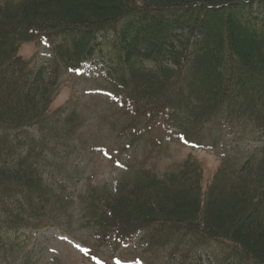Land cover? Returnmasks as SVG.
<instances>
[{"label": "trees", "instance_id": "1", "mask_svg": "<svg viewBox=\"0 0 264 264\" xmlns=\"http://www.w3.org/2000/svg\"><path fill=\"white\" fill-rule=\"evenodd\" d=\"M221 4L228 9L237 7L238 18L230 21L226 14L215 26L218 18L206 17L215 15ZM131 18L135 22L128 21ZM220 28H226L224 37L214 30ZM40 33L52 39L56 62L65 64V70L89 61L102 45L110 47L108 59L103 60L109 66L106 76L115 93L122 94L117 107L125 119L119 136L135 137L136 121L144 118L148 125L155 116L165 114L179 120L186 131L209 120L230 118L253 124L264 135V0L0 1V228L3 224L7 230L45 225L53 210L57 211V202L61 200L64 206L74 200L70 193L56 195L49 189L33 169L38 153L8 135L18 124L27 125L39 117L48 106H42L44 100L50 101V87L44 84L42 71H37L34 83L29 82L24 73L27 63L16 62V47L7 42L18 34L29 40ZM231 61L241 67L231 68ZM254 75L259 77L260 88L250 91L243 77L249 80ZM261 152L230 175L217 173L206 194L196 173L184 175L182 169L154 178L138 169L143 173L137 184L124 192L123 199L117 200V195L110 201L102 220L95 202L99 194L91 186L80 203L87 216L85 219L81 210L80 220L88 222L90 236L97 239L115 232L129 235L130 225L124 227L118 220L133 217L134 225H150L144 226L149 233L145 243L155 248L165 244L168 228L174 237L183 230L180 223H201L207 235L237 246L242 258L235 264H262L264 194L259 189L264 188V150ZM253 178L257 180L254 192L249 185ZM223 182L231 187L218 186ZM185 238L182 233L179 241L171 243Z\"/></svg>", "mask_w": 264, "mask_h": 264}, {"label": "rangeland", "instance_id": "2", "mask_svg": "<svg viewBox=\"0 0 264 264\" xmlns=\"http://www.w3.org/2000/svg\"><path fill=\"white\" fill-rule=\"evenodd\" d=\"M127 1L134 3V0ZM257 8L258 7H255V9ZM236 9L238 8L232 7L228 9L227 6L221 4L219 11L215 15L210 13L209 16L206 17V20L210 16L217 17L218 20L214 22V25L217 26L216 24L218 21L223 22L225 20L224 18H226L225 15L228 14L230 21H236L239 11H236ZM175 18L176 17H173V19ZM128 21L135 22V19L131 18L128 19ZM214 30L216 33L223 35V37L224 33L226 34V28ZM231 31H233V29H231ZM7 42L16 47L18 55H16V62L18 64L27 63V68L24 70L26 75L25 77H31L34 72L37 71L39 66H49L53 61V56L50 53V46L41 45L36 39L28 40L25 38L23 40L22 36L18 34L10 38ZM104 46L105 44L103 47ZM104 50L105 51L98 52L94 65L86 70L85 75L78 76L76 74H68L66 72L60 73L58 87L54 90L53 101L51 104L54 112L61 107L63 108V111L59 116L61 120H65L67 115L70 113H76L79 116L77 118L78 126L76 128V137L79 140L84 141L82 151L77 154L76 151L69 146L71 143L67 140L58 143L55 146V150H63L65 153H69L67 158L69 171L70 169H73L74 164L79 163L78 169H73V179L68 182L73 188V196L78 197L80 192L86 188L88 181L101 186L105 185L112 187L118 180L121 178L123 179L125 177L123 171L112 170L114 168L112 160L113 158L118 157L122 158L123 161L127 163L129 161V155L132 157V161L130 160V163H134L127 177V183L130 185L134 183L137 168H139L140 165L147 159V164L152 166L159 174L169 170L177 171L183 169L185 165L188 166L187 170L189 173L193 174L196 173L195 169L199 170V167H201L204 172V183L202 184L203 192L206 194L208 192L207 183L212 179L213 174L216 173L218 168L223 163V160L217 155L216 150L195 148L194 146L180 143L175 139L176 136L174 137L173 133L170 136L171 138L163 135L162 142L156 146H154L149 137L146 138L144 136L140 141L139 139H137L138 141L134 140L133 146L129 147L127 150L126 142H128V139L117 137L116 130L119 129L120 122L122 120L120 112L116 110L114 105L104 97V94H102L103 91L86 92L87 89H106L105 87L108 86L107 81L102 76L96 75V72L100 73V71L106 70V63L103 60L105 58L104 54H107L106 51H110L111 49L110 47H104ZM190 59H192L191 56ZM230 66L231 68L237 69L238 67H241L239 63L234 61L230 62ZM245 77H243V81L248 90L252 91L253 88L259 90V77H257V75H254L253 78L249 80ZM35 78L36 75L34 76V79ZM20 91L22 92V94H20L21 99H23V91ZM211 127H213L212 121L207 124V127H203L198 130H201L203 133L202 135H204ZM47 129L48 128L45 127L39 133V136H42L44 139L50 141L53 139L55 133L49 134ZM250 135L254 136V133L248 130L247 136ZM191 138L199 142H205L194 135H191ZM100 144L107 145V156L96 149V147ZM261 145H264V140L261 141L258 146ZM258 146L250 145L248 150L252 152L254 148ZM52 154L53 152L49 154V158L52 157ZM133 156L135 159H133ZM150 156L151 158H149ZM236 165H239V163L235 160H231L227 164L223 163L222 173L230 175V169ZM118 172H120L121 176H119ZM47 178L56 179L57 177L53 174H49ZM256 182V178H253L249 184L250 187L253 188V192ZM188 183L193 184L194 186L193 181H188ZM222 185H226L228 188L231 187V184L226 182H223L218 186ZM196 189H199V185L195 187V192H197ZM126 191L129 190L125 189V192ZM212 191L214 190H211V194L214 193ZM259 191L264 194V188L259 189ZM124 194L126 193L118 195L117 200L123 199L122 197ZM201 198H203L202 195ZM60 201L56 204V206H58L56 214H65L66 216L71 217L69 219L71 232L85 241L88 240L86 237L89 230L81 226L83 221L80 220L81 210L83 207L81 206L80 209H78V207L74 205V201L61 206ZM249 204H251V202ZM200 219L201 218L199 217V220ZM200 227L201 223H199V228ZM57 233L58 231L56 229L50 228H45L35 233L36 238L32 240L29 247L32 248L34 246V253L36 257L41 258V261L38 264H56L55 257H58L59 259L58 264H93L92 262L89 263L88 261H85L83 259L84 256L81 257L69 244L58 240L56 237ZM206 236L208 238H200L197 245L191 246V243L181 242L180 247H185L186 249V263L184 264H219L220 262H222V264H235L236 261H238L239 256L241 257L237 246L233 243L223 239H217L209 235ZM1 239H3V245L0 246V252L3 250L10 255L12 253L11 247L15 236H12V234L7 231L4 224L0 228V240ZM90 240L94 241L92 239ZM87 242L89 243V240ZM97 246L100 250L102 248L106 249L102 256L105 260H108V264H112V258H110L109 255L112 256L113 253H116L125 259H132L134 257L133 250L130 249V246L128 248H118L113 252L107 251V249H109V242L106 243L101 241L100 244H97ZM114 246L118 247V245ZM52 248L54 250H51ZM4 260L5 258L0 255V264H4ZM7 263L11 264L8 261ZM251 263L256 264L254 261H251ZM163 264L181 263L170 262Z\"/></svg>", "mask_w": 264, "mask_h": 264}, {"label": "bare ground", "instance_id": "3", "mask_svg": "<svg viewBox=\"0 0 264 264\" xmlns=\"http://www.w3.org/2000/svg\"><path fill=\"white\" fill-rule=\"evenodd\" d=\"M106 63V62H105ZM105 66L108 68L109 66L107 64H105Z\"/></svg>", "mask_w": 264, "mask_h": 264}]
</instances>
